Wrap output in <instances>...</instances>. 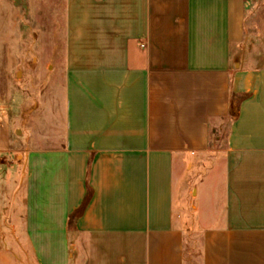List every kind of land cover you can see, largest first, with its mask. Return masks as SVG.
Listing matches in <instances>:
<instances>
[{"label":"crops","instance_id":"crops-1","mask_svg":"<svg viewBox=\"0 0 264 264\" xmlns=\"http://www.w3.org/2000/svg\"><path fill=\"white\" fill-rule=\"evenodd\" d=\"M256 2L0 0V82L64 84L53 136L25 101L34 149L0 165V264H264V48L243 57Z\"/></svg>","mask_w":264,"mask_h":264},{"label":"rangeland","instance_id":"rangeland-1","mask_svg":"<svg viewBox=\"0 0 264 264\" xmlns=\"http://www.w3.org/2000/svg\"><path fill=\"white\" fill-rule=\"evenodd\" d=\"M50 5L51 7H53L54 3L51 2ZM20 9L21 8L19 7V11ZM262 14V0H257V2L249 9V15L247 19V36L249 37V48L243 55V57L245 58L255 60L257 58V55H259L261 49L264 48V35L262 34ZM19 74L20 76L18 78H15V76L13 75V83L0 82V99L3 103H5L6 99L10 96L8 92H10L11 89L13 90L14 94V103L13 101L9 102L14 104L10 107L14 109L10 116L9 124L12 134L10 140L8 141L6 152L0 154V165L2 166L15 165L19 162V159L17 157L21 153L25 152L27 149H34V146H32L34 144L33 140L38 137L37 126L38 121L41 119L38 118L37 115H35L34 118L31 117L29 121L21 124L24 118H22L20 112L22 110V107L25 105V101L27 102V100H29V110L30 115L32 116L37 112V109H39L36 106H38L41 102L42 106L40 107H43L41 111L45 110V112L47 113L46 120L47 122L50 121V130L48 132L50 136H53L54 134L53 122L55 110L56 112L58 111L59 117V112H61V110L63 109L62 104L64 97V84L54 82L28 83L25 82V78L23 79L22 71H20ZM185 176L193 177V173ZM185 179L186 177L184 176L180 179L175 197L176 202H181V194L178 189ZM189 181L192 180L189 179ZM192 182H184L183 184L184 187H187L186 198L188 199H190L193 195L192 190L194 182ZM1 192H3L2 194L4 196L1 202L2 207L11 205V202L13 200L12 194L14 193L12 187L10 186L8 196L6 195V190L4 189V187ZM196 238L198 239V237Z\"/></svg>","mask_w":264,"mask_h":264},{"label":"trees","instance_id":"trees-1","mask_svg":"<svg viewBox=\"0 0 264 264\" xmlns=\"http://www.w3.org/2000/svg\"><path fill=\"white\" fill-rule=\"evenodd\" d=\"M239 105H234L233 106V116H236V109L238 108Z\"/></svg>","mask_w":264,"mask_h":264}]
</instances>
